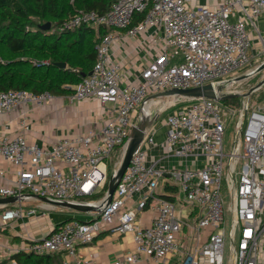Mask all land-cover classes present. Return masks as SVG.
Segmentation results:
<instances>
[{"label": "built area", "instance_id": "obj_1", "mask_svg": "<svg viewBox=\"0 0 264 264\" xmlns=\"http://www.w3.org/2000/svg\"><path fill=\"white\" fill-rule=\"evenodd\" d=\"M263 16L264 0H217L213 5L196 0H117L104 13L78 9L63 21L58 32L86 26L98 39L93 69L66 98L72 103L98 100L103 106L102 121H89L92 126L87 130L64 134L44 146L29 139L34 120L26 111L20 120L21 133L0 135V158L14 170L13 177H8L7 170L0 169L6 179L0 184V196L18 197V205L1 214L0 224L37 216L36 208L23 206L35 195L98 209L89 220L60 222L45 236L12 250L77 258L80 245L114 230L133 234L134 249L113 264L168 263L176 254L183 257L182 264H224L228 231L221 186L226 118L243 113L237 124L243 127L241 140L229 162V175L235 176L229 206L232 264H264V99L245 112L244 107L237 109L222 100L187 99L190 103L163 119V143L156 140L155 124L146 129L111 202L105 196L86 202L110 179L108 166L102 164L111 162L117 147L122 149V159L133 125L185 100L173 97L161 107L168 97L151 95L208 83L230 94L234 93L231 86L259 73L257 67L241 71L252 61L264 63ZM132 40L138 43L129 53L126 48ZM117 50L124 55L117 56ZM142 59L147 60L138 66ZM241 76L245 78L238 80ZM56 98L49 92L0 90V115L27 104L38 111ZM159 145L162 154L150 155ZM170 160L179 163L168 164ZM120 163L111 166L116 171ZM162 185L174 199L161 195ZM144 211L152 213L149 223L139 217Z\"/></svg>", "mask_w": 264, "mask_h": 264}, {"label": "trees", "instance_id": "obj_2", "mask_svg": "<svg viewBox=\"0 0 264 264\" xmlns=\"http://www.w3.org/2000/svg\"><path fill=\"white\" fill-rule=\"evenodd\" d=\"M115 1L117 0H0V90L24 89L37 94L49 92L57 96L72 94L73 86L93 69L97 61L98 39L95 32L81 26L64 32L49 33L43 26L35 25L37 23L33 18L62 22L78 9L104 13ZM141 17L142 14L138 16ZM34 26H37V30H33ZM57 62H65L66 67H59ZM260 88H264V85ZM240 99L238 94L225 97L222 102L240 104ZM121 155L122 149L117 147L115 157L112 158L116 161L114 165ZM108 183L109 179L88 199H103ZM54 255L57 254L17 252L13 257L18 259V264H52L51 256Z\"/></svg>", "mask_w": 264, "mask_h": 264}, {"label": "crops", "instance_id": "obj_3", "mask_svg": "<svg viewBox=\"0 0 264 264\" xmlns=\"http://www.w3.org/2000/svg\"><path fill=\"white\" fill-rule=\"evenodd\" d=\"M196 1L202 4L210 5H213L217 2V0ZM261 23L262 27H264V16L261 18ZM135 43H138V40L130 41V45L126 48V51L129 53H134L132 51V45ZM117 47L120 46L117 45ZM120 54H123L121 53V50H117L116 55L119 56ZM146 60H140L139 64L137 65H143ZM24 112H26V115L30 113L34 120L30 131H28L29 139L32 141L35 140L41 145L50 146L64 134L74 135L81 131L87 130L92 126V123H90L89 121H102L103 106L96 99H89L72 103L66 98V95H58V98L52 101H48L45 105L39 108L38 111L34 112L31 109V105H22L20 108L12 111L9 114L0 115V135L7 134L10 136H15L16 134L21 133L22 131L20 127V120ZM157 129L158 132L156 140L159 144H161L163 143V140L165 138L166 126L162 122L161 128L159 129L157 127ZM162 152L163 149L159 145L150 150V155L157 157L161 155ZM176 162L179 163V161L177 160H170L167 163L174 164ZM164 164H166V161L164 162ZM0 169H6L8 177H13L14 170L12 164L1 158ZM5 181L6 179L0 176V184L4 183ZM167 191L169 190L166 189V187L163 188V185L160 187V193L162 196L173 198L172 195H170L171 193ZM36 199L38 198H32L31 200ZM92 201L89 199L88 201L86 200V202ZM17 205V202L10 204H0V222L1 214L7 208H14ZM42 207L43 210L38 211L37 216L26 215L24 217L8 221L5 224H0V264H18V259L13 257V254L17 253L12 250L13 247L22 246L28 243L29 240L39 239L45 236L54 225L60 223L51 217L50 210L53 208L52 204L42 201ZM86 213L88 214L87 220H89L93 216V213ZM69 214L70 216L65 218L64 220L77 218L76 213L72 212ZM151 216L152 213L150 211H144L139 214V217L143 223H149ZM4 230L8 231V233ZM133 249V234H122L114 230H108L102 232L91 243L80 245L77 250V258L72 257L66 253H61L54 255L57 259H55L54 256H51V260L53 261L52 264H65V261H68V264H113L115 260H122L124 256L130 253ZM177 256H179V254H177ZM177 256H172L168 263L160 264H171V261H173L174 258L176 259ZM77 260H80V263H77ZM126 264L151 263L146 260H142L138 263ZM174 264H176V262Z\"/></svg>", "mask_w": 264, "mask_h": 264}, {"label": "rangeland", "instance_id": "obj_4", "mask_svg": "<svg viewBox=\"0 0 264 264\" xmlns=\"http://www.w3.org/2000/svg\"><path fill=\"white\" fill-rule=\"evenodd\" d=\"M71 2H72V0H71ZM74 13L69 14L66 18L63 19V21L69 19ZM33 20L35 21V23H37L35 25L39 24V25H41L40 27L46 25L47 23H50V28L46 29V31H48L49 33H59L58 32V26L63 22V21L59 22V20L58 21H55V20H47L46 21L44 19H36V18H33ZM33 30H37V26H34ZM262 64H263L262 62L257 63V62L252 61V63L248 67H246L245 69H243V71H241V74H243L244 71H246L250 68L255 69L257 67V69H258ZM262 80H264V68L261 71H259V73L255 74L254 76H252V77H250L244 81L242 80V82H237L236 84H234L233 86L230 87V90H232L234 93H238L241 97L240 104H235L237 109L244 107V112H245V110L248 107L251 108L252 106H256L257 104L262 102V100L264 98V88L257 89L256 91H254L252 93L251 96H248V97L242 96L244 93L248 92L253 86H255L257 83H259ZM168 100L169 99H167V98H163V101L160 103V105H162L161 107L167 106V104L169 103ZM190 101L191 100H187V99L180 100L177 102V104H174L171 107L165 108V110H163L161 112L158 120L155 123L156 127H158L160 129L163 119L168 114L175 112V111H178V110H181L185 105L190 103ZM244 103H247V107L244 106ZM247 112H248V110H247ZM242 118H243V113H238V115H236L235 117L226 118V131H225V135H224V153L226 154V156H225L224 161H223V171L224 172H223L222 186H221V192H222V195L225 199L226 225H227V231H228V235L226 237L224 264H232V255H233L232 243L233 242L230 239V228H231V224H232V218H231V212L229 210V206L232 203L230 182H231V177L234 180L235 176H234V174L232 176L229 175V173H230L229 162L231 159L230 155L234 152L235 146L238 144L239 140H241V133L243 131V127L239 128L237 126V124H238L239 120ZM244 121H245V118H244ZM120 161H121V159H120ZM120 161H118V162L120 163ZM115 162L116 161L114 159H112L111 162L109 160L108 163L102 164L103 168L104 167L106 168L108 166L109 176H111L115 172V169L111 166V164L114 165ZM237 168H238V170H240L241 161H239V163L237 164ZM52 205H53V208L50 210V214H51V217L54 218L57 222H62L65 218L69 217L70 216L69 213H72V212L77 214V216H76L77 218H80L83 220L88 219V214L86 212L71 210L67 207L59 206V205H55V204H52ZM23 206L26 209L34 207L38 211L43 210L42 201H40V199H36V200L29 199V201H23ZM4 231L8 233V231H6V230H4ZM176 256H177V254H176ZM177 257H176V259L174 258L173 261H171V264H174L175 262H176V264H182L183 257L181 255H179Z\"/></svg>", "mask_w": 264, "mask_h": 264}, {"label": "water", "instance_id": "obj_5", "mask_svg": "<svg viewBox=\"0 0 264 264\" xmlns=\"http://www.w3.org/2000/svg\"><path fill=\"white\" fill-rule=\"evenodd\" d=\"M44 29L50 28V23H47L43 26ZM56 65L59 67H66L65 62H57ZM264 68V63L258 68V71H261ZM244 76L238 77V80L244 79ZM264 85V80L257 83L255 86H253L248 92L244 93L243 96H249L254 91L259 89ZM223 89L222 86H216L215 83H208L203 86H196V87H190V88H171L168 90H165L160 93H156L151 95L152 97H158V96H174L179 98H185V99H191V98H199V97H207L214 99L215 101H221L225 97H233L238 95V93H230V94H222L221 90ZM159 114L157 113L154 117H143L141 121L138 124H134L132 127V131L130 134V141L128 143V146L126 150L124 151V154L121 159V163L119 164L117 170L110 176L109 183H108V190L105 195V199L108 203L111 202L113 199V195L115 192V189L118 184V180L122 177L125 170L130 164L131 158L134 154V152L138 149L140 143L142 142L146 129L149 126H152L156 123L158 120ZM36 198L50 203L55 204L59 206L68 207L77 211L81 212H92L98 209V206L83 203V202H73V201H55L46 197H40L38 195H35ZM18 201L17 196H6V197H0V204H10L15 203ZM69 220V219H68ZM66 221V220H64Z\"/></svg>", "mask_w": 264, "mask_h": 264}, {"label": "bare ground", "instance_id": "obj_6", "mask_svg": "<svg viewBox=\"0 0 264 264\" xmlns=\"http://www.w3.org/2000/svg\"><path fill=\"white\" fill-rule=\"evenodd\" d=\"M173 97H174V96H168V99H169L168 102H169L171 99H173ZM165 100H166V99H165Z\"/></svg>", "mask_w": 264, "mask_h": 264}]
</instances>
